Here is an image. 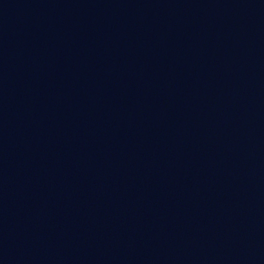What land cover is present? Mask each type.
I'll return each instance as SVG.
<instances>
[{"label":"water","instance_id":"95a60500","mask_svg":"<svg viewBox=\"0 0 264 264\" xmlns=\"http://www.w3.org/2000/svg\"><path fill=\"white\" fill-rule=\"evenodd\" d=\"M0 264H264V0H0Z\"/></svg>","mask_w":264,"mask_h":264}]
</instances>
